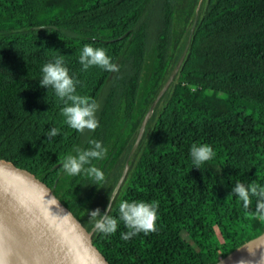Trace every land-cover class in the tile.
Masks as SVG:
<instances>
[{
    "label": "trees",
    "instance_id": "1",
    "mask_svg": "<svg viewBox=\"0 0 264 264\" xmlns=\"http://www.w3.org/2000/svg\"><path fill=\"white\" fill-rule=\"evenodd\" d=\"M86 44L119 70H83ZM58 56L76 94L98 105L95 131L70 128L63 101L40 87L42 66ZM51 128L59 134L48 139ZM0 139L39 160L88 218L109 198L115 218L122 201L158 204L154 232L124 240L122 221L115 234L96 231L118 264H221L264 233L256 198L246 211L231 194L237 182L264 186V0H0ZM93 140L107 149L92 161L99 183L62 167ZM193 144L215 153L200 169Z\"/></svg>",
    "mask_w": 264,
    "mask_h": 264
},
{
    "label": "water",
    "instance_id": "2",
    "mask_svg": "<svg viewBox=\"0 0 264 264\" xmlns=\"http://www.w3.org/2000/svg\"><path fill=\"white\" fill-rule=\"evenodd\" d=\"M0 193L46 264H118L97 238L94 224L55 176L32 155L3 139ZM53 197L58 204L50 200ZM248 264H264V253Z\"/></svg>",
    "mask_w": 264,
    "mask_h": 264
},
{
    "label": "clouds",
    "instance_id": "3",
    "mask_svg": "<svg viewBox=\"0 0 264 264\" xmlns=\"http://www.w3.org/2000/svg\"><path fill=\"white\" fill-rule=\"evenodd\" d=\"M43 27V26H41ZM79 63L83 70L90 67H99L108 72L118 71L119 69L111 62V59L101 48H93L84 45L79 56ZM42 77L39 80L40 87L52 89L55 95L64 103L61 112L65 118V123L77 132L83 133L85 130L95 131L99 126L95 113L98 105L95 101H90L86 96L76 94V85L79 81L73 79L69 74V69L64 65L62 56H58L54 61H50L42 66ZM59 134V129L51 128L47 134L48 139L55 138ZM92 147L84 150H77L76 155L67 156L62 167L69 176H76L82 172L95 182L104 181V173L94 165L93 160L103 159L107 149L99 141H90ZM215 153L211 146L203 144H193L190 149L192 164L200 169V166L211 160ZM88 166V167H86ZM232 195L242 201L243 208L248 211L252 205V198H256L255 210L252 213L255 219L264 222V186L256 183L244 184L237 182L232 188ZM53 204H58L55 197L50 199ZM109 204L102 214L97 208L88 213L89 220L94 221V229L105 236L115 234L118 229V221H122L127 232L121 234V238L129 240L143 232L145 235L156 231L157 203H145L122 201L119 205V217L115 218L108 215ZM62 211V210H61ZM255 255L254 251L250 252Z\"/></svg>",
    "mask_w": 264,
    "mask_h": 264
},
{
    "label": "bare ground",
    "instance_id": "4",
    "mask_svg": "<svg viewBox=\"0 0 264 264\" xmlns=\"http://www.w3.org/2000/svg\"><path fill=\"white\" fill-rule=\"evenodd\" d=\"M251 251H254L255 255H251ZM263 253L264 234L232 253L227 261L229 264H248ZM0 264H46L42 254L1 193Z\"/></svg>",
    "mask_w": 264,
    "mask_h": 264
},
{
    "label": "rangeland",
    "instance_id": "5",
    "mask_svg": "<svg viewBox=\"0 0 264 264\" xmlns=\"http://www.w3.org/2000/svg\"><path fill=\"white\" fill-rule=\"evenodd\" d=\"M176 69L177 67H175L172 72L170 73V76L168 78V80L165 82V84L163 85V87L161 88L158 96L156 97L155 101L153 102L151 108L149 109V111L147 112L144 120L142 121L141 125L139 126V128L136 131V134L134 136V142L132 145L131 150L129 151L128 155L123 159V161H121V167H122V175L125 174V172L128 170L129 168V164L131 162L134 161V159L136 158L137 155V150H138V145L140 142V139L143 135V133L147 130V128L149 127V125L151 124L153 115L155 110L159 107L160 103H161V97L164 94V92L166 91V89L168 88V86L170 85V83L173 81L175 74H176ZM114 191V190H113ZM229 259V257L227 258ZM227 259H225L223 262H221L222 264H229ZM227 261V262H226Z\"/></svg>",
    "mask_w": 264,
    "mask_h": 264
}]
</instances>
